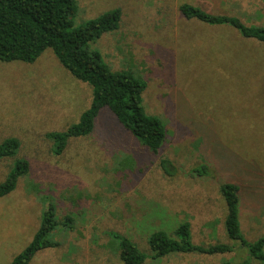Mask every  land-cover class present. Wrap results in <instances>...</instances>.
I'll return each mask as SVG.
<instances>
[{
	"label": "rangeland",
	"instance_id": "1",
	"mask_svg": "<svg viewBox=\"0 0 264 264\" xmlns=\"http://www.w3.org/2000/svg\"><path fill=\"white\" fill-rule=\"evenodd\" d=\"M76 2L75 28L120 10L119 29L90 49L110 70L131 71L146 84L142 105L161 120L166 141L151 153L103 109L92 134L70 140L54 156L46 134L79 122L91 105V87L50 50L31 64L0 62V143L20 142L14 158L0 161V184L15 160L30 167L0 199V264H10L31 243L49 206L65 226L50 236L58 246L39 251L30 264H123L114 235L136 244L147 256L144 264H261L227 238L219 187L240 189L243 237L252 242L264 236L263 45L232 28L186 20L179 7L264 27V0ZM202 165L205 177L192 173ZM183 222L194 245L224 244L230 251L153 259L148 235L164 231L174 239Z\"/></svg>",
	"mask_w": 264,
	"mask_h": 264
},
{
	"label": "trees",
	"instance_id": "2",
	"mask_svg": "<svg viewBox=\"0 0 264 264\" xmlns=\"http://www.w3.org/2000/svg\"><path fill=\"white\" fill-rule=\"evenodd\" d=\"M77 10L76 0H0V62L31 64L46 50H50L73 78L91 87V105L82 113L79 122L64 132L46 134V138L52 142L54 156H61L70 140L92 134L96 119L103 109H107L116 122L140 145L157 154L166 141L167 132L160 119L145 113L142 94L146 84L131 71L110 70L100 53L91 50L89 46L102 35L119 29L120 10L114 9L75 28ZM179 13L186 20H195L203 25L232 28L241 38L261 43L264 52V27H249L236 17L212 15L189 4H182ZM19 148L20 142L16 138L2 141L0 161L14 158ZM165 164L166 162H161V165ZM29 168L26 160L17 159L13 162L6 179L0 184V199L13 192L18 180L28 175ZM192 173L205 177L208 174L207 167L199 166ZM239 192V187L233 183H223L219 187L226 207L224 229L227 238L237 242L248 257L264 264V236L249 242L241 233ZM68 219L65 221L68 222ZM63 222L56 221L54 207L49 206L31 243L10 264H30L39 251L57 247L50 240V236L59 225L65 226ZM173 235L174 239L164 231H155L148 235L147 245L153 253V259H161L171 254L215 255L230 251L228 245L224 244L207 248L194 245L187 222L178 224ZM114 238L119 260L123 264H144L147 256L136 244L118 235H114Z\"/></svg>",
	"mask_w": 264,
	"mask_h": 264
}]
</instances>
